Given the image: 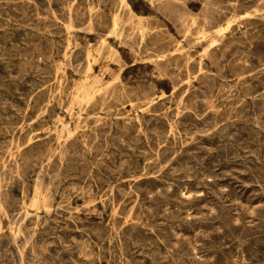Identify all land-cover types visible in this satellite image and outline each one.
<instances>
[{"label": "rangeland", "instance_id": "obj_1", "mask_svg": "<svg viewBox=\"0 0 264 264\" xmlns=\"http://www.w3.org/2000/svg\"><path fill=\"white\" fill-rule=\"evenodd\" d=\"M0 264H264V0H0Z\"/></svg>", "mask_w": 264, "mask_h": 264}, {"label": "bare ground", "instance_id": "obj_2", "mask_svg": "<svg viewBox=\"0 0 264 264\" xmlns=\"http://www.w3.org/2000/svg\"><path fill=\"white\" fill-rule=\"evenodd\" d=\"M178 1V0H177ZM169 8V7H168ZM206 18V17H205ZM140 20V19H139ZM194 20V19H193ZM193 22V21H192ZM233 22V21H232ZM72 24V23H71ZM121 24V23H120ZM231 24V22H230ZM129 25V24H128ZM72 25H69V27ZM189 26V25H188ZM139 27V26H138ZM222 30V29H221ZM71 31V30H70ZM75 31V30H74ZM92 32V30H91ZM118 33V32H117ZM220 33V32H219ZM222 33V32H221ZM119 34V33H118ZM198 36V35H197ZM205 36V35H204ZM144 41V40H143ZM207 42V41H206ZM144 43V42H143ZM102 46V45H101ZM190 47V46H189ZM75 48V47H74ZM187 48V47H186ZM189 50V49H188ZM205 50V49H204ZM185 52V51H184ZM111 53V52H110ZM205 53V52H204ZM95 54V53H94ZM134 54V53H133ZM184 54V53H183ZM202 54V53H201ZM200 55V54H199ZM70 56V55H69ZM117 56V55H116ZM89 57V56H88ZM135 62V61H134ZM57 66V65H56ZM64 66V65H63ZM61 73V72H60ZM85 81V80H84ZM120 82V81H119ZM110 84V83H109ZM95 86V85H94ZM107 87V86H106ZM83 89V88H82ZM106 89V88H105ZM110 89V88H109ZM90 91V90H89ZM90 95V94H89ZM69 96V95H68ZM87 96V95H86ZM82 97V96H81ZM88 97V96H87ZM75 98V97H74ZM85 101V100H84ZM106 101V100H105ZM83 102V101H82ZM105 103V102H104ZM83 104V103H82ZM72 105V104H71ZM92 118V117H91ZM101 118V117H100ZM57 121V120H56ZM173 129V128H172ZM22 132V131H21ZM67 132V131H66ZM57 138V137H56ZM58 140V139H57ZM84 140V139H83ZM49 161V160H48ZM141 178V177H140ZM35 188V187H34ZM44 201V200H43ZM40 202V201H39ZM47 204V203H46ZM133 209V208H132ZM48 212V211H47ZM51 212V211H50ZM28 216V215H27ZM130 216V215H129ZM24 219V218H23Z\"/></svg>", "mask_w": 264, "mask_h": 264}]
</instances>
